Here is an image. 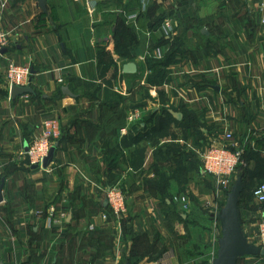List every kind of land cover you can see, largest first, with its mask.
Masks as SVG:
<instances>
[{
  "label": "crops",
  "instance_id": "0c3cea01",
  "mask_svg": "<svg viewBox=\"0 0 264 264\" xmlns=\"http://www.w3.org/2000/svg\"><path fill=\"white\" fill-rule=\"evenodd\" d=\"M173 3L175 0H45L44 11L37 0H0V23L10 39L6 51L0 54V182L4 179L0 264H124L131 256V242L123 240L122 225L132 233H148L150 244L159 234L162 245L168 248L155 259L145 256L136 264H187L173 247L167 246L168 214H163L164 206L159 204L156 187L150 180L155 176L151 164H160L165 156H181L185 146L197 154L196 140L184 139V130L214 140L228 128L233 132L235 146L243 153L260 149L264 138V25L260 15L264 0H183L175 16L165 17L174 18L170 28L160 25L155 30L148 29L160 7L163 10ZM154 5L155 10L148 11ZM218 7H228L229 12L218 13ZM137 11L136 27L129 23L135 35L133 47L125 51L134 57L121 58L114 49L116 14L121 13L128 24L126 14ZM182 16L189 21L183 23ZM195 18L201 23L199 33L202 28L208 33H201L205 40L218 37L204 22L218 29L223 36L218 49L202 51V57L194 62L189 54L195 48V27L188 26L183 33L189 43V52L183 58L188 59L180 63L176 57L177 62L168 66L167 74L171 71L173 78L167 85L159 86L163 91L159 97L157 85L146 87L145 78L150 71L145 58L152 56L151 48L159 38L171 43L180 36L183 25H190ZM6 59L31 67L30 85L37 89L39 97L32 99L24 94L10 98L3 68ZM130 61L135 62L138 75L122 72V65ZM224 66L222 75L214 78L215 71ZM142 70L145 76L138 80ZM178 72L184 74L186 83L179 93L173 90ZM58 77H62L63 84L57 83ZM63 85L74 96L60 95ZM139 86L156 100L149 116L144 113L151 108L150 103L140 96L132 98ZM88 92L95 94L88 97ZM114 95L124 99L115 104V99H109ZM168 106L177 112L185 111L186 117L177 120L171 115L174 120L164 124L167 137L156 145L148 141L132 147L124 145L139 119L146 116L150 121L146 128H152L158 123L161 109ZM73 107L83 114L78 123L69 119ZM53 113L62 121H70L63 131L66 139L59 142L47 168L27 167L21 151ZM191 116L197 118L196 123H190ZM23 126L26 133L29 131L28 138L23 136ZM212 130H219L218 136ZM169 143L179 149L178 154L163 149ZM141 146L145 148L143 155L136 149ZM106 147L117 153L109 165L105 162ZM181 162L191 171L195 170L191 163L196 164L201 181L196 187L186 181L181 186L189 187L179 188L174 180L179 191L174 199L208 194L215 197L214 180L205 174L201 161V166L189 157ZM171 163L175 170L177 165ZM254 164L252 160H241V165L249 168ZM239 169H235L230 181H235ZM209 177L213 184L206 193L203 183ZM258 183L254 180L248 185V197ZM97 184L116 186L124 194L126 214L119 226L112 219H101L107 201ZM52 196L55 200L46 203ZM219 202L221 207L222 201ZM263 207L253 196L242 199L241 228L249 242L258 230ZM178 226L180 233L185 234L183 225ZM109 230L116 232L113 246L104 244V234Z\"/></svg>",
  "mask_w": 264,
  "mask_h": 264
},
{
  "label": "trees",
  "instance_id": "16d2710c",
  "mask_svg": "<svg viewBox=\"0 0 264 264\" xmlns=\"http://www.w3.org/2000/svg\"><path fill=\"white\" fill-rule=\"evenodd\" d=\"M156 7H157V5H154L150 9H148V11L149 10L154 11ZM170 13L171 12H165V13H162L160 16L153 17L150 20V25L152 27H155V26L159 27L161 25V23L164 21L165 17L168 16ZM115 20H116L115 21L116 22L115 36L117 38L115 45H114L115 52L119 53L121 58L132 59L134 56L132 57L130 54L127 55V53L125 51H128V50L132 49V47H133V40L135 38V35L133 33V27H131L129 24H126L125 19H124V17H122L121 13L116 14ZM198 21H199V18L198 19L195 18L194 22L192 21L190 23V25H187V26L183 25L182 30L180 32V36H177L174 38V41L170 43V47H169L170 49L166 50V53L162 58L158 59V58H154L153 56H146L145 66L150 71L149 74L145 78V84L147 85L146 87L157 85L158 86L157 92H158V94L162 95L163 91H162V89L159 88V86H161L163 83L167 82L166 74L168 71V69H167L168 66L170 64L177 62L176 57L180 58L179 60H181L182 57H184L189 52L185 47V43H186L185 41L186 40H185V35L183 33L188 29V26H189V28L200 27L201 23ZM206 39L207 40L205 42L203 52L205 51V53H208L209 49L214 47V44L212 41L209 40V37H206ZM163 42L168 43L169 39H167ZM155 46H163V44L154 45V47ZM61 84H63V82ZM34 91H35V95H31L32 99H36L37 97L40 96L37 89H34ZM59 94L60 95L62 94L61 89H59ZM94 94H95V92L94 93H90V92L87 93L88 97H92V96H94ZM109 99H112V100L115 99V102H116L115 104H117L118 102H120L124 99V96L114 95V96H110ZM169 109H172L174 111L176 110L172 106H168L167 108L163 107L161 109V116L158 120V123L155 124L154 126H152V128H149V129L146 128V125L148 123H150V121H148V122H147V120L138 121L136 123V128H135V126H133V128H132L134 133L127 135L128 136L127 139L129 141L125 144V140H124V145L128 146V147H132V146H136L138 143H140L142 141H148L151 145H156L158 140H160L163 137H167L169 132H167L165 130L164 124L168 123V121L170 119L174 120L172 118L171 114L169 113ZM180 112L182 113L183 120H184V117H186V115H185L186 113L183 110H180ZM190 119H191V121H190L191 124H194L197 122V118H193L191 116ZM22 128H23V133H24L23 136H25V138H28V135H29L28 132L29 131L26 133L24 131V126ZM64 139H66V137H65V135H63V129H62V133L60 130V137L58 138V141H57V147H58L59 142L63 141ZM201 139L196 140V143L198 145L200 144ZM262 140L263 141L259 145L260 146L259 150H257V151L251 150V149L248 151L245 150L246 152L244 151V153H242V156H241V160H243V159L244 160L246 159L249 161L252 160L255 163L254 166L249 168L246 165H241V161H240V164H238L236 167V168L242 169V179H243V190L241 191V195H240L241 200L239 201V208H241V202H242V199L244 197H246V199H251L253 196L252 191L250 192L249 197L247 195L248 185H250L252 183V181H254V180H257L259 182L258 184L264 182V138ZM122 143H123V139H122ZM136 149H138V151H140L142 155L145 152L144 146H141V147L136 148ZM163 149H165L166 151H168L172 154H178V152H179V149L175 145H172L170 143L168 145H166ZM105 150L107 153V156H105V162L107 163V165L112 164L114 161V157L117 155V153L114 154V151L109 149L108 147H106ZM261 152H263V153H261ZM142 159H143V156H142ZM191 164H192L191 168L196 169L197 165L194 163H191ZM182 169L183 168L177 166L175 171H181ZM204 180H205V182L203 183V184H205L204 189H205V191L206 190L209 191L212 187L213 182H212L210 177L205 178ZM233 182L234 181L231 179L230 185H232ZM190 198L192 200V204L189 205L188 211H185L184 214H182L179 218L180 223L183 225L184 230L186 231V237L188 236L187 238H189V233H190L189 232L190 230L188 229L189 227H193L196 229H205L206 227H209V225L212 221L216 222L215 217H214L215 215L211 210H209V209L205 210L204 208L202 209L198 205L197 199H195L192 196H190ZM223 202H225V201H223ZM170 205H171V201H167V200L164 201V209L162 210L163 214L166 215V211L168 208H170ZM129 234H130L129 240L131 242V247H130L131 248V256H129L126 261L129 264H136L137 262H139L140 259L151 254V252L149 251V248H150V250H151V248H154L156 238L151 243V245H148L147 244L149 241L148 233L139 232L138 235H134V233L129 231ZM141 237H144L145 244L147 246V247L143 246V247H145L144 251H142L140 248L141 244L139 243V239ZM190 246H191V250L188 249V251H191V253H194V249L196 250V249H199L200 247L201 248L207 247V246H204V247L200 246L197 243H191ZM188 251H184L183 253L181 252L178 254L182 262H186L182 256H187ZM189 258H191V257H189ZM242 258H240L238 260V264H240V260ZM262 258H264V257H262ZM209 264H211V263L209 262Z\"/></svg>",
  "mask_w": 264,
  "mask_h": 264
},
{
  "label": "rangeland",
  "instance_id": "374dc122",
  "mask_svg": "<svg viewBox=\"0 0 264 264\" xmlns=\"http://www.w3.org/2000/svg\"><path fill=\"white\" fill-rule=\"evenodd\" d=\"M182 3H183V0H178V1L175 0V3L165 6V8L163 10L161 7H160L161 10L158 7L159 12L156 15L160 16L161 11H162L164 13L165 12H171L166 17H170L171 15L175 16L176 9L178 7H180ZM218 9H220V8L218 7L216 10V12H218V13H221L222 11H224V13L229 12L228 7L226 9H220V10H218ZM244 9H245V7H244ZM209 12L210 11L207 10L205 14L208 15V14H210ZM187 15L190 16L189 14H187ZM170 19L174 20V18H170ZM182 19H184L182 21L183 23H187L189 21V20H187V18H184V17ZM204 23H207L209 31L212 33V35H213V33H215V36L218 37V40H215L211 36L210 40H213V44H214V47L211 49H214V50L218 49V42L222 39L223 36L219 33L217 28H214L213 24H211L210 22H204ZM156 28H157L156 26L152 27L149 23L148 29L155 30ZM166 33L170 34V31L166 32ZM193 38L195 40V48L192 51L193 54H189V58H192L194 62H197L199 60V58L202 57V51L204 50L203 48H204L206 40H205L204 35L199 33L198 28H195V30L193 31ZM165 40H167V39L161 37L157 40V42L154 45L163 44V46H159V47H165L166 49L169 50L170 49L169 48L170 43L169 44H167V42L164 43L163 41H165ZM173 41H174V39H172V42ZM154 45H153V47H154ZM188 46H189V43H186V45H185L186 49L188 48ZM187 59H188L187 57H185V58L182 57V59L180 60V63H182L183 60H187ZM143 74H144V72L142 70V73H141L138 80H140L142 78ZM179 74H182V73L178 72L177 81H176L177 84L176 85L173 84V86H174L173 90H175V92H177L176 90H179V89L183 90V88H184L183 86L186 84L185 80H184V77H185L184 74H183V77H181ZM144 76H145V74H144ZM167 76H168V74L166 75V79H167ZM134 83H137V82L135 81ZM135 92L137 95H135V93H134L133 97L131 96L133 99L136 98V96H140L141 99L147 100L150 103L151 108L146 113H144V114H146V116H149V114H151V112L154 111L153 110V103L156 100H154V97L150 96L148 94L147 90L144 89L142 86L137 87L135 89ZM159 97H161V95H159ZM71 116L72 117L69 118L71 120V122H76L75 120H77L76 123H78V121L83 116V114H81V112L79 113V110L77 111L75 109V107H73L71 109ZM146 116H144V117L141 116L142 118L139 119L138 121L146 120ZM58 119L60 120V130L62 133V129L64 131L67 128V126L70 124L69 123L70 121H68V122L65 120L62 121L60 116L58 117ZM195 127H198V126L195 124ZM192 129L195 130L194 128H192ZM212 131L214 132L213 135H215V136H218L217 134H219V132H220L219 130H212ZM177 132L179 133L180 131H177ZM182 133L184 135V139L187 138V140L189 139V137H194L195 140H200L201 138L204 141L206 140V138L203 135L199 136L198 133L193 134L192 130L191 131L184 130V132H182ZM215 138L217 139V137H215ZM185 148H186V151L183 154H181V156H177V155L176 156H170L169 155L167 157L165 156V157H163V162H160V164L153 161V163L151 165H152V169H154V171H155V176L150 180H151V182H153V185H155V187H156V191L158 193L157 197L159 198L158 199L159 204L161 206H164L165 200L171 201L170 208H168L166 211L167 212L166 214H168L167 215V227H168L167 230H169V232L167 234V238H166V241L168 242L167 246L173 247V249L178 254L181 252L183 253L184 251H188V249L191 250V246H190L191 243H197L203 247L207 246L204 248L200 247L199 249H196V250L194 249V253H191V251H188L187 256H182V257L186 261L185 263H187V264H209V262L212 264L211 261L213 260V257H215L216 251L218 248L216 245V242H215V235L214 234H215V231L220 230L219 223L217 221L216 222L212 221L210 223L209 227H206L205 229H196L193 227H189L188 228L190 230L189 231L190 232L189 238H187L188 236L186 237V232H185V234L180 233L181 231L179 230V226H178V223H180V220H179L180 216L182 214H184L185 211H188L189 205L192 204V200H191V198H186V201H185L186 208H184V206H181V204L179 203V201H181V200L174 199L173 196L178 195L177 192H179L177 187H176L174 180H176L178 182V186H180L179 188H186L187 186H185V185L181 186V184L186 183V181H191L192 186L194 184L195 187L201 181V180H199L200 179V176H199L200 168L199 167L196 168L195 170H192V171L189 169L190 170V172H189V170L186 167L187 164L183 165V163L181 162L185 159V157H189L191 159V161L192 160L197 161L198 164L201 166L199 156L196 153L191 152V150H189V148H187L186 146H185ZM171 162H174L175 165H177L181 168H185V169H182L181 171H175V170H173V168H175V167ZM182 166H185V167H182ZM231 187H232V185L229 186V190L231 189ZM205 192L207 193V190ZM55 197H57V196H55ZM194 198L197 199V203L202 209L204 208L205 210H207V209L211 210V206L207 204V201H210L213 203L214 197L212 195L208 194V196L202 197V198L199 196L198 197L194 196ZM54 200L55 199L52 196L49 200H45V201H46V203H49V202H53ZM225 200H226V197L222 199L221 205L224 204L223 201H225ZM214 215H216V213H214ZM120 229H121L120 231L123 234V238H124L123 240H129L130 239V237H129L130 236V234H129L130 230L124 229L123 225H122V228H120ZM114 232H111V230H109L108 233L105 232V234H104V236H105V241H104L105 243L104 244L105 245L113 246L115 244L114 235L116 234V232L115 233ZM138 233H134V235H138ZM154 236H153L154 238L152 239V242L156 238L155 239V246H154V248H151V250L149 248V251L151 252V254L148 256L150 258H155L156 256L158 257L161 254H163L164 251L168 250V248L165 245H162V238L160 237V235L155 234ZM139 243L141 244L140 245L141 250L144 251L145 247H143V246H146L144 237H141L139 239ZM147 244L151 245L149 243V241ZM189 257H191V258H189ZM240 264H252V261L248 258H242L240 260Z\"/></svg>",
  "mask_w": 264,
  "mask_h": 264
},
{
  "label": "built area",
  "instance_id": "2783aa9c",
  "mask_svg": "<svg viewBox=\"0 0 264 264\" xmlns=\"http://www.w3.org/2000/svg\"><path fill=\"white\" fill-rule=\"evenodd\" d=\"M261 23L264 25V4H261ZM138 11L126 14L127 23H134L136 27ZM173 24L170 18H165L161 26L170 28ZM10 45V39L6 33L2 30V23H0V50L2 48H7ZM152 56L154 58H162L165 55L164 47H153ZM5 72V83L10 90L12 84L15 85H26L30 84L31 76L33 72L28 64L17 63L11 59H6L3 65ZM226 67H220L215 71L213 75L214 78H219L222 75L223 70ZM173 73L170 72L167 76V83L172 79ZM183 77V74H179ZM171 77V78H170ZM57 83L61 84L63 82L62 77L57 78ZM177 78L173 80L174 85H176ZM177 92L179 90H176ZM179 93V92H178ZM137 118V116H135ZM60 137V120L53 113L47 118H45L44 124L36 134L33 135L31 140L27 144L26 149H22V156L26 159L27 167L34 166L35 168H41L43 159L47 156L49 149L54 146L58 138ZM197 154L203 164V169L205 174L211 176L214 180L215 191L213 203L207 201V204L211 206V210L215 213L219 209L220 202L223 198L227 197L230 177L234 173L235 168L240 164L242 149L235 146L233 141V132L228 128H224L222 134L214 140H203L201 139L200 144L196 148ZM97 189L101 191L107 201V206L105 211H103L100 216L103 221L114 220L119 226L120 220L126 214V199H124V194L116 186H101L96 185ZM252 195L260 204L264 205V182L258 184L252 189ZM221 198V199H220ZM178 200V199H176ZM186 199H181L184 208ZM261 214L258 219L257 232L253 235L250 242L264 247V207L261 209ZM47 223L50 225V219ZM243 258H248L252 261V264H263L264 258L262 257H251L245 256Z\"/></svg>",
  "mask_w": 264,
  "mask_h": 264
},
{
  "label": "water",
  "instance_id": "95a60500",
  "mask_svg": "<svg viewBox=\"0 0 264 264\" xmlns=\"http://www.w3.org/2000/svg\"><path fill=\"white\" fill-rule=\"evenodd\" d=\"M38 5L45 11V0H37ZM201 33L208 34L205 28L201 29ZM6 51L5 48L0 50V54ZM122 72L125 75H138L135 62H126L122 65ZM33 72V71H32ZM9 90L11 99H15L24 94L35 95V91L30 84L15 85L12 84ZM218 89V87L216 86ZM215 88V89H216ZM61 91L64 95L74 96L68 86L63 85ZM169 113L177 120L182 119L180 112L169 109ZM57 144L52 146L47 156L43 159L41 167L47 168L54 160ZM27 145L25 146V149ZM31 168H35L32 166ZM4 179L0 182V203L2 202V190L4 188ZM243 188L241 179V169L235 177L231 189L227 193L224 204L216 212L215 219L220 225V230L215 231L216 242L218 245L216 255L211 261L212 264H238V260L245 256L264 257V247L252 244L247 240L241 228V212L239 209L240 194ZM106 204V202H105ZM124 264H129L125 261Z\"/></svg>",
  "mask_w": 264,
  "mask_h": 264
}]
</instances>
